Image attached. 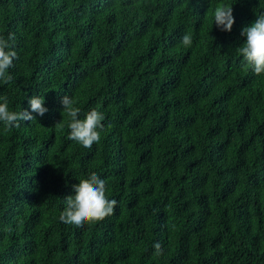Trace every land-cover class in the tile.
I'll list each match as a JSON object with an SVG mask.
<instances>
[{
    "label": "trees",
    "instance_id": "1",
    "mask_svg": "<svg viewBox=\"0 0 264 264\" xmlns=\"http://www.w3.org/2000/svg\"><path fill=\"white\" fill-rule=\"evenodd\" d=\"M219 3L233 7L231 32L214 23ZM262 11L264 0H0V35L15 33L19 56L0 97L20 112L41 95L48 109L0 123V264H264V75L235 52ZM64 95L80 119L104 115L91 149L67 139ZM91 172L114 214L62 223Z\"/></svg>",
    "mask_w": 264,
    "mask_h": 264
},
{
    "label": "clouds",
    "instance_id": "2",
    "mask_svg": "<svg viewBox=\"0 0 264 264\" xmlns=\"http://www.w3.org/2000/svg\"><path fill=\"white\" fill-rule=\"evenodd\" d=\"M211 10V9H210ZM214 23L221 31L231 32L235 19L232 5L219 3L214 12ZM241 35L246 41L235 49L238 57H242L243 67L251 68L257 75H264V11L257 14L256 20L251 26L244 27ZM180 43L190 48L193 44L191 33H185ZM19 59L15 49V33H9L7 37L0 35V84L9 85L13 82L10 69L15 67V61ZM30 109L20 112L10 110L7 96L0 97V123L6 131L12 128H20L21 121H34L36 117L32 113L43 116L48 109L44 106V96H32L29 100ZM63 118H68L67 127L69 133L67 139L77 142L84 148L91 149L94 144L101 141V133L104 129L102 121L104 115L96 108L91 109L80 119L81 109L78 101L71 96L64 95L61 100ZM58 131L64 128V119L55 125ZM75 195L65 199V207L60 212L59 220L67 225L83 228L85 224H95L112 216L118 205L116 199H109L105 179L96 172H91L86 178L79 179V183L72 186ZM155 256L163 255V248L159 242L153 245Z\"/></svg>",
    "mask_w": 264,
    "mask_h": 264
}]
</instances>
